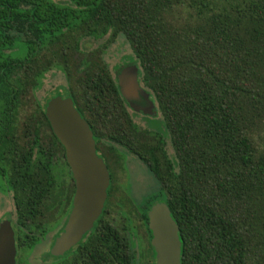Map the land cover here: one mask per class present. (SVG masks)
<instances>
[{
    "label": "trees",
    "instance_id": "obj_1",
    "mask_svg": "<svg viewBox=\"0 0 264 264\" xmlns=\"http://www.w3.org/2000/svg\"><path fill=\"white\" fill-rule=\"evenodd\" d=\"M209 1L198 0L197 8ZM180 2L0 0V174L14 205L17 248H30L54 229L53 239L74 192L63 148L43 113L49 97L30 113L33 122L15 127L21 95L36 85L34 71L53 65L70 84L51 95L70 97L109 182L92 226L52 258L63 264H132L124 228L109 218L114 203L134 205L128 197L112 200L122 148L144 164L163 191L162 202L177 225L179 264H264V149L257 150L251 137L264 115V0H234L229 10L223 6L211 15L198 10L201 16L193 23L168 18ZM106 33V41L118 34L129 45L138 78L162 118L172 160L158 131L138 129L131 120L99 48L87 60L80 56L74 68L79 75H71L69 49L77 50L81 38ZM15 44L24 46L20 56L4 53ZM153 202L156 195L140 213L148 264L154 253L146 211ZM15 264L28 263L18 256Z\"/></svg>",
    "mask_w": 264,
    "mask_h": 264
},
{
    "label": "rangeland",
    "instance_id": "obj_2",
    "mask_svg": "<svg viewBox=\"0 0 264 264\" xmlns=\"http://www.w3.org/2000/svg\"><path fill=\"white\" fill-rule=\"evenodd\" d=\"M51 1L60 3L69 2V0ZM204 2L206 3L208 0H204ZM233 2L234 0H210L206 7L197 8L199 5L198 0H181L180 3L173 6L167 12V15L170 20H174L177 23H193L195 20L199 19L198 16L203 14H216L223 6L229 10L231 7L228 5ZM198 10H201V15H199L200 12L198 13ZM107 35L108 34L106 33L101 37L81 38L77 42V50H73L72 48L69 49L66 57L69 61L71 75H79L78 70L76 72L74 71L78 58L81 56L83 59L87 60L89 53L96 48L101 50L100 58L105 63L109 73L113 77H116V74L121 69L134 65L136 68L137 84L145 93H147V100L151 102L152 106L149 112H143L131 108L125 101L129 116L138 129L155 130L162 135V138L165 141L164 148L166 154L168 158L172 160L173 154L168 144V135L163 125L162 118L157 111L156 104L152 100V97L138 78L137 64L135 63L136 61L129 45L124 38L118 34L112 39V41H106ZM23 50L24 46L15 44L5 48L4 53L11 56H20L23 53ZM32 66L34 65L32 64ZM34 69H36V66H34ZM34 79L36 80V85L33 88L28 85L26 92L21 95L22 103L18 106L15 114L16 130L20 129L23 123L27 122V120L28 122H33L30 113L36 112L38 107L44 103L47 97H51V94L54 92L64 93L65 88L70 84L61 68L53 65L47 67L46 70L39 74H37L35 70ZM252 131V144L257 150L262 151V149H264V115L256 120ZM29 133L30 132H28V134ZM118 152L121 157L120 165L114 168V185H116L118 189L112 200L117 202L119 196L128 197L134 203L136 210L132 203L127 204L124 199V204H126L127 207L126 205L117 206L114 203L109 218L115 226L124 228L129 247L133 253L132 264H148V259L145 255L147 237L142 225L143 222L140 213L149 196L156 195V201L161 202L164 200V194L156 179L146 169L142 162L122 148H118ZM53 159L55 161V158H52V160ZM54 169L57 173L58 169L56 167H54ZM0 185H2L0 186V221L1 219H8L12 225V223H14V207L11 192H7L6 185L1 184V181ZM53 231L54 229L47 231L43 237L30 248L17 250L15 261L17 260V257L20 256L22 260L28 264H63V259H56L52 258V255H46V253L49 252V247L51 246L54 237L56 236L55 235L52 239Z\"/></svg>",
    "mask_w": 264,
    "mask_h": 264
},
{
    "label": "water",
    "instance_id": "obj_3",
    "mask_svg": "<svg viewBox=\"0 0 264 264\" xmlns=\"http://www.w3.org/2000/svg\"><path fill=\"white\" fill-rule=\"evenodd\" d=\"M120 95L127 104L149 112L151 102L137 84L134 65L116 74ZM50 130L63 148V157L74 183L70 210L62 229L54 237L49 254L61 255L74 245L101 212L105 189L109 182L106 166L95 151L94 140L84 119L67 95H53L43 108ZM149 244L153 249V264H179L180 242L177 225L165 203L156 201L147 211ZM13 230L7 219L0 221V264H15Z\"/></svg>",
    "mask_w": 264,
    "mask_h": 264
},
{
    "label": "flooded vegetation",
    "instance_id": "obj_4",
    "mask_svg": "<svg viewBox=\"0 0 264 264\" xmlns=\"http://www.w3.org/2000/svg\"><path fill=\"white\" fill-rule=\"evenodd\" d=\"M5 49V48H4ZM4 49H3V51H4ZM3 174H0V181H1V184H3V185H5V181H3L4 179H3V176H2ZM58 175H59V173H58ZM61 176L59 175V178H60ZM64 177V179H65V181H64V183H66L67 181H68V176H67V174L65 173V175L63 176ZM3 179V180H2ZM60 180V179H59ZM61 185V184H60ZM0 186H2V185H0ZM7 192H9V190L7 191ZM13 207H14V205H13ZM2 220V219H1ZM8 220V219H7ZM10 222V221H9ZM10 225H11V223H10ZM13 226H14V223H12V225H11V228H12V230L14 229L13 228ZM14 248H15V256H14V258L16 257V253H17V250H19L20 248H17L16 246H15V242H14Z\"/></svg>",
    "mask_w": 264,
    "mask_h": 264
}]
</instances>
